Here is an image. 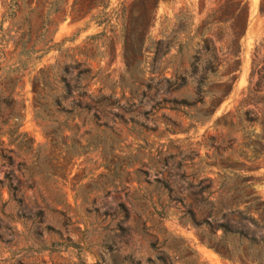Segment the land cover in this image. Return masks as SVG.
<instances>
[{
    "label": "rangeland",
    "instance_id": "374dc122",
    "mask_svg": "<svg viewBox=\"0 0 264 264\" xmlns=\"http://www.w3.org/2000/svg\"><path fill=\"white\" fill-rule=\"evenodd\" d=\"M133 1L111 0L107 13ZM238 1L161 2L142 65L128 71L119 26H97L90 16L62 22L74 0H0V264H249L222 260L209 247H220L216 213L236 203L243 211L253 202L250 216L264 223L261 0H243L249 15L236 79L212 114L200 105H156L193 103L195 93L190 85L155 97L156 82H149L161 39L172 41L160 62L165 77L186 66L202 38L225 60L230 25L219 23L220 11ZM52 46L60 48L43 54ZM73 62L90 71L87 92L106 98L99 121L70 98L52 104L61 93L51 85L57 65ZM223 65L210 92L227 81L232 63ZM241 184L248 188L236 193ZM244 225L264 235V228Z\"/></svg>",
    "mask_w": 264,
    "mask_h": 264
},
{
    "label": "trees",
    "instance_id": "16d2710c",
    "mask_svg": "<svg viewBox=\"0 0 264 264\" xmlns=\"http://www.w3.org/2000/svg\"><path fill=\"white\" fill-rule=\"evenodd\" d=\"M167 1L171 0H134L128 8H125L123 4H119V8L107 13L111 7V0H74L70 11L64 14L62 22H65L68 17L72 20H83L87 16H90V22L95 23L97 26L105 25L106 27H111V23L113 22L116 27H120L119 38L122 44L125 67L128 71L129 69L137 70L142 65L141 60L145 54L144 46L149 38V29L155 21L158 6L161 2ZM229 9L231 13L228 15ZM94 10L102 11V16L90 15ZM259 12L264 15V0L260 2ZM53 14H59V11ZM248 15L249 10L243 0L224 6L220 11V16L225 19L219 23L230 25L225 60L221 61L217 57L216 48L211 39L202 38L198 42V46L194 52L188 55L186 66L180 64V67L173 70L169 77H165V69L160 70V62L169 53L172 41L163 39L157 41L153 45L152 58V63L154 64L152 70L156 73L155 77L149 80L150 83L156 82L154 88L155 97L158 96L159 92H162L165 96H171L191 85L195 93V102L188 103L186 100L177 101L173 99L168 101L163 99L156 105L173 104L177 108L186 109L200 105L201 107L208 108L212 114L227 97L236 79L233 75L238 71V58L241 51L240 42L246 31ZM50 16L46 14L43 17V25L45 27H49L52 23ZM208 19L210 21L211 17ZM56 47L60 48V46H52L43 54ZM179 48L182 49V46L179 45ZM224 63H232V66L229 67L230 69L224 75L227 81L219 82V84H216V92H210V80L217 74L220 68L224 67ZM89 72V69L84 67V63L73 62L67 65H57V70L51 78V85L53 84L58 87L61 93L55 95L51 101H53V105L57 104L59 107L62 102L70 98V105L74 106V109L78 108L83 112L86 111V115L90 114L94 121H99L105 117L104 110L108 105H104L105 97L94 98L92 94L87 92L88 82L90 81L88 79ZM139 78L140 81L136 82V84L142 87L141 83H143L144 79L142 74ZM262 79L264 80V77ZM146 87L149 89L148 86ZM73 92L77 93L76 97H72ZM142 97L144 98V94H142ZM152 98L149 97L151 100ZM85 99L89 103L83 106L81 102ZM206 100H209V105H206ZM247 188L244 184H241L235 186L233 190L236 193L239 190L241 191L240 193H244ZM255 201L258 202V198L255 197ZM252 203H245L247 205H245L243 211L239 209V205L236 203L229 207L227 212L222 213V211H219L216 213L214 231L221 232L220 247H216V249L213 247L209 248L214 250L222 260L264 264V235L257 236L256 231H249L244 225V222L248 221L258 228H264L263 221L260 220L258 222L250 216L253 212ZM220 214H222L221 217L217 218ZM188 215L195 228L200 229L202 224L196 221L194 214L189 211ZM234 215L238 217V222L231 220V217Z\"/></svg>",
    "mask_w": 264,
    "mask_h": 264
}]
</instances>
